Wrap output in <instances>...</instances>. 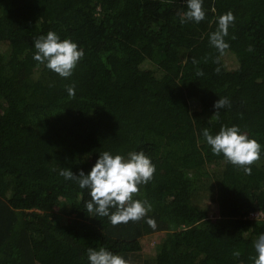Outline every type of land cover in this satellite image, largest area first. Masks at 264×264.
Returning <instances> with one entry per match:
<instances>
[{
	"label": "trees",
	"instance_id": "trees-1",
	"mask_svg": "<svg viewBox=\"0 0 264 264\" xmlns=\"http://www.w3.org/2000/svg\"><path fill=\"white\" fill-rule=\"evenodd\" d=\"M203 9L204 20L182 24L186 0H0V264H89L87 250L101 247L131 264H254L264 234V217H250L264 213V0H203ZM229 11L221 55L210 35ZM49 31L84 50L68 78L33 59ZM220 98L230 107L214 116ZM224 126L261 145L250 175L207 144L203 130ZM104 151H143L155 165L133 194L151 205L138 222L87 213L89 191L59 174L87 175ZM209 167L213 216L194 202ZM151 234L157 253L144 263Z\"/></svg>",
	"mask_w": 264,
	"mask_h": 264
},
{
	"label": "clouds",
	"instance_id": "clouds-1",
	"mask_svg": "<svg viewBox=\"0 0 264 264\" xmlns=\"http://www.w3.org/2000/svg\"><path fill=\"white\" fill-rule=\"evenodd\" d=\"M186 3L187 11L178 13L182 24L186 21L199 23L205 19L203 0H186ZM234 20L231 11L221 15L218 17L217 30L210 35L211 46L221 55L229 48L225 37L228 36L229 27ZM33 43L35 49L33 59L45 64L49 70L62 78L72 76L78 62L84 57V50L79 48L77 43L70 39L61 40L53 31H49L46 36L38 37ZM216 62L219 63L218 58ZM197 75L202 76L203 72L198 71ZM66 90L70 97L75 96L74 84L66 85ZM226 106L230 107V101L227 98H220L214 105L217 109L214 116ZM203 136L211 146L213 154L222 153L227 162L243 167L246 174H251V167L248 166L260 159L261 145L257 140L250 139L247 134L242 133L237 126H224L216 135L210 134L205 128ZM155 171V165L143 151L129 152L126 157L104 151L100 153L99 159L87 175L83 171L76 175L70 169H62L59 174L66 180L76 181L81 189L89 191L91 199L85 203L87 213L94 212L98 216L108 217L111 224L119 225L127 224L129 221L138 222L151 210L147 200L134 199L133 194L139 192V185L147 184L153 178ZM110 209L115 211L110 212ZM147 223L153 228L156 227L155 221L151 218ZM254 248L257 255L250 259H253L254 264H264V234L256 239ZM233 255L239 257L240 252L235 251ZM87 256L89 264H131L121 255L113 254L103 247L99 250L89 248Z\"/></svg>",
	"mask_w": 264,
	"mask_h": 264
},
{
	"label": "rangeland",
	"instance_id": "rangeland-1",
	"mask_svg": "<svg viewBox=\"0 0 264 264\" xmlns=\"http://www.w3.org/2000/svg\"><path fill=\"white\" fill-rule=\"evenodd\" d=\"M228 65L234 64L233 57H227ZM197 105L194 104L191 107L194 108ZM209 175L204 177L205 179L202 181L198 191L194 196V202L208 210L210 215H215L217 212V203L215 202L216 194H217V184L216 177L212 174V168L209 167ZM256 219V218H255ZM158 235L151 234L145 236L142 239L143 250L140 256V261L142 260L144 263L153 258L157 253V245H158Z\"/></svg>",
	"mask_w": 264,
	"mask_h": 264
},
{
	"label": "built area",
	"instance_id": "built-area-1",
	"mask_svg": "<svg viewBox=\"0 0 264 264\" xmlns=\"http://www.w3.org/2000/svg\"><path fill=\"white\" fill-rule=\"evenodd\" d=\"M259 214H260V215H259ZM258 215H259V217H258ZM250 217H251V218H256V219H257V217H258V218H260V217H264V213H262V212H260V211L252 212V213L250 214Z\"/></svg>",
	"mask_w": 264,
	"mask_h": 264
}]
</instances>
